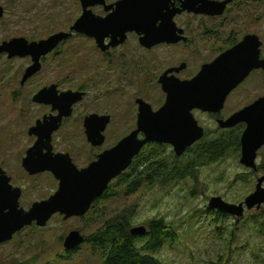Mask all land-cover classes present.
Returning <instances> with one entry per match:
<instances>
[{
	"label": "rangeland",
	"instance_id": "obj_1",
	"mask_svg": "<svg viewBox=\"0 0 264 264\" xmlns=\"http://www.w3.org/2000/svg\"><path fill=\"white\" fill-rule=\"evenodd\" d=\"M76 1L0 0V7L4 9L0 42L18 37L39 41L59 31L68 32L80 17ZM246 4V14L233 12L231 17L218 22L220 27L215 21H206L207 32L218 34L220 42L214 41L216 34L207 37L205 50L157 47L146 53L135 43L111 51L105 58L91 39L73 34V39L60 47L59 53L63 55L61 59L74 61L78 76L70 78L71 82L66 81L67 77L55 78V81L60 90H85L92 112L111 116L113 122L106 132V145L111 147L135 128L136 99L143 100L152 111L163 106L165 94L158 78L170 66L184 62L187 68L178 78L185 79L196 75L205 61L212 60L215 53L210 54L209 48L214 45L216 49L227 48L229 38L240 39L246 32L258 34L264 42V3ZM26 64L0 60V165L13 175L21 188L19 207L25 211L57 191V184L50 175L25 177L20 166L25 151L34 142L28 130L42 114L48 113V109L34 105L31 100L53 79L51 75L42 74L44 78L21 86ZM251 101L248 82L242 91L227 99L222 115H230ZM86 107L78 110L75 118ZM193 115L209 138L220 134L214 133L218 129L207 114L195 111ZM231 132L233 136L238 133L237 129ZM55 136L56 151H69V143H76L72 146L75 151L80 147V134L74 129L65 127ZM230 150L214 163L192 168L190 154L183 155L177 168L186 169L177 176L182 180L157 181L150 187L142 183L143 186L132 193L116 181L111 184L107 197L83 217L64 220L62 216H53L44 228L27 227L1 245L0 264H103L101 253L85 243L74 253L65 252L63 239L70 231H78L88 238L111 217L119 215L129 221L130 230L139 226L148 228L149 223L156 220L172 229L174 239L168 238L152 256L162 264H264V228L263 234L259 232V226H264V211L249 213L239 224L231 219L216 220L214 212L208 211L209 201L216 197L238 205L254 191L256 178L264 175V147L257 157V166L263 167L258 175L240 165V152L235 151L236 147ZM146 240L145 236L139 239L137 247H143Z\"/></svg>",
	"mask_w": 264,
	"mask_h": 264
},
{
	"label": "water",
	"instance_id": "obj_2",
	"mask_svg": "<svg viewBox=\"0 0 264 264\" xmlns=\"http://www.w3.org/2000/svg\"><path fill=\"white\" fill-rule=\"evenodd\" d=\"M174 0H124L116 4L115 11L105 18L93 15L87 8L95 6L102 0H82L83 14L71 26L70 30L94 39L96 46L105 52L116 48L124 42L125 34L135 31L143 38L141 46L151 48L156 44H176L182 40V31L177 29L172 19L182 12H193L208 17L223 15L232 0H180L181 7L175 10ZM165 11V12H164ZM4 9L0 7V20ZM161 22L156 27L157 22ZM70 33L60 32L45 40L28 42L24 38L5 41L0 44V56L7 54L8 59L30 57L33 64L25 70L21 85L40 70V58L53 51L61 42L69 38ZM109 38L110 43L104 41ZM260 41L257 35L246 36L236 46L220 54L211 63L200 68L191 80L181 81L167 77L170 69L158 78V84L165 94L161 108L153 112L151 107L141 99H136L138 107L137 128L118 142L110 151L98 157L86 169L78 171L68 156H37V149L49 150L52 134L59 128L63 117L70 114L71 106L80 101L83 94L66 92L56 96L55 86L41 89L32 101L36 104L50 105L57 111L56 117L50 116L37 121L27 132L36 141L27 157L22 161V168L34 176L46 171L51 172L58 181L57 191L47 200L35 202L25 211L19 207L21 191L10 184V179L0 169V244L9 242L13 236L34 224L44 228L50 219L59 214L64 220L83 217L93 201L101 196L111 181L116 179L130 165L132 159L147 143L168 144L177 157L195 143L202 140L204 130L193 116V111L217 114L226 102L229 94L237 88L249 74L257 69L264 70V61L259 59ZM99 122V130H92V123ZM109 122V117L90 116L85 121L88 141L93 146L101 145L103 137L100 132ZM245 125L240 137L241 156L239 163L246 169L256 170V157L264 146V98L244 109L235 112L226 120H219L222 129H232ZM142 133L144 139L138 135ZM263 179L257 181L255 191L244 201L250 210L264 204ZM209 210L240 218L243 205L224 202L221 198H212ZM129 234L143 237L147 234L144 226L132 228ZM85 239L78 231L70 232L63 242L65 252L79 248Z\"/></svg>",
	"mask_w": 264,
	"mask_h": 264
},
{
	"label": "flooded vegetation",
	"instance_id": "obj_3",
	"mask_svg": "<svg viewBox=\"0 0 264 264\" xmlns=\"http://www.w3.org/2000/svg\"><path fill=\"white\" fill-rule=\"evenodd\" d=\"M120 1L122 2L124 0H102V2L96 4L95 6H90L89 8H87V11H90L95 16H98V17H101V18H105L109 14H111V13H113L115 11L116 4L118 2H120ZM215 1H224V0H215ZM246 2L255 3L257 5V4H263L264 3V0H232V2L230 4H228V6L226 7L223 15L216 16V17H208V16H205V15H202V14H195L193 12H189V13L188 12H182L180 14H177V15H175L173 17L172 21H173L174 25L176 26V28L182 31V34H181L182 40L179 41L176 44H166V43L156 44V45H154L151 48H145V47L141 46L140 40L143 38V36L140 33H137L135 31H132V32H128L127 34H125L124 42L120 46H118L116 48H109L107 51L102 52L96 46V43H95V40L94 39L88 38L86 36H83V35H80V34H77V33H74V32L72 33L71 30L69 29L68 32H65V33H70L71 34L69 36V38H67L65 41L61 42L53 51H51L47 55L42 56L40 58V61H39V63H40V70L35 75H33L31 78H29L25 82V84H23V85H21V80H22V78L24 76L25 70L27 68H29L33 64L32 59L30 57L8 59L7 54H2L0 56V60L2 58H5L9 62H16V61L17 62H21V61L27 62L26 66H24L23 72L21 74V80H20V85L21 86H24L28 82H30V81H32L34 79H37L39 77L44 78V76L42 74H45L46 77H50V75H51L53 77V79L50 80L49 83L47 85H44L41 89L50 88L52 86H55L56 96H60L61 94L66 93V92H75V93L83 94L81 100L78 101V102H76L75 104H73L71 106L70 114L67 117H63L62 118L61 123L59 125V128L52 134L49 150L37 149V151H36L37 156L38 157H40V155H43V156H46V155H48V156H50V155H52V156H56V155L68 156V158L71 161V164L78 171H81V170L86 169L87 167H89L92 163L97 162L98 157L101 154H103L104 152L110 151L119 142V141H117L111 147L110 146L108 147L106 145L107 144L106 143V132L108 130V127L113 122L112 121V118L108 114H104V113H94V112H92V108H91L92 104H91L90 101H88V102L86 101L88 99V93L85 90H83V89L60 90L57 81H55V78H66L67 77L66 78V81L71 82L70 78H73L74 76H78V71L74 67V65L76 66V64L74 63V61L72 62L71 60H63V59H61L63 57V55H60V53H59L60 47L66 45L69 41H71V39H73V34H75L77 36H80V37H85L87 39H91L94 42L96 49H98L103 55H106V56H104L105 58H107L109 56V54H110L111 51H116V50H118L120 48L123 49L124 47L128 46L129 44H135V43H137L138 46L142 50L146 51V53L152 52L157 47H162V48H166V49H170V48L177 49V48H179V49L186 50V51L187 50H196V51H199V50H203V49L205 50L206 38L207 37L210 38V37H212L213 35L216 34V33H212V32H207V29H206V21L207 20L208 21H211V22H214L215 21L216 22V25L218 27H220V25L218 24V22L220 20H225L227 17H231V15L233 14V12L236 13V14H246V8H247L246 7L247 6ZM172 3H174V6L170 7L171 9L174 7L175 10H178L181 7L180 0H174V1H172ZM76 4L79 7L80 17H81L82 14H83V2H82V0H78V2L76 1ZM239 12H245V13H239ZM80 17H78V18H80ZM160 24H161L160 21L157 22L156 23V27H159ZM217 26H216V31L218 32L219 31V28ZM60 32L61 31H59V33ZM57 33H55V34H57ZM51 35H54V34H51ZM51 35H49L45 39L49 38ZM251 35H257L258 36L259 41H260L259 59L262 60V61H264V42H263V40H261L260 39V36L258 34H256V33L246 32V33H242V36H241L240 39L229 38L226 41V45H228L227 48H224V49L223 48L216 49L215 48V45L213 47H210L209 48L210 49V54H214L215 53V55L213 56V58H212L211 61H205L203 65H205L207 63H211L220 54H222L226 50H228V49L236 46L237 44H239L243 40L244 37L251 36ZM218 36H219L218 34H216L214 36V41L216 43L220 42V40H218V38H217ZM18 38H20V37H18ZM13 39H17V38H11V39H9L7 41H10V40H13ZM45 39H41V40H45ZM3 42H5V41H3ZM28 42H30V41H28ZM32 42H35V41H32ZM1 43L2 42H0V44ZM109 43H110V39L107 38L104 41V44L107 45ZM59 56H60V58L58 59ZM182 65L185 66L184 69L180 70L179 72L173 71V72H171V73H169L167 75L168 78L169 77H175V78L179 79L178 78V75L182 74L185 71V69L187 68V65L184 62L180 63L178 66H170L169 69L165 70L161 75H163L166 71H168L170 69H178ZM66 73H68V76L66 75ZM196 75H193V76H190V77L187 76V78H185V79H179V80H181V81L191 80ZM248 82L250 84V92H251V99H252V101L249 104L245 105L244 107H242L241 109H239L237 111H240V110L244 109L245 107L253 104L257 100H259L261 98H264V70L257 69V70L252 71L249 74V76L237 88H235L229 94V96L227 97V99L233 93L238 92V91H242L243 90V87H245L246 84L248 85ZM259 84H261L262 86L259 87ZM37 93H35V94H37ZM227 99H226V101H227ZM135 101H134V104L137 106V104L135 103ZM32 103L34 105L38 106V107L48 109V113L42 114L41 118L38 119L37 121H43L44 118H48L50 116L56 117L58 115V112L57 111H53L52 110V107L50 105L36 104L33 101H32ZM85 106H87L84 109V112H86V113H84L82 111V112H80V114L78 115V117L75 118L76 115H77V113H78V110L82 109ZM223 109H224V107H223ZM223 109L219 113H217V114L204 113V114H207L210 117V119L216 124V127H217L218 130L216 132H214L215 134H217V133H220L221 134L223 132L229 133V132H231V131H233V130H235L237 128H242V129L244 128L245 129V125L244 124H240V125L232 128V129H222V128H220L219 125H218V121L219 120H226L232 114H234L235 112H237V111H235L234 113H231L230 115H226L224 117V115H222ZM195 111H197V110H195ZM195 111H193V112H195ZM153 112H156V111H153ZM198 112H201V111H198ZM93 115L97 116V118H99V119L102 118V117L103 118L109 117V122L104 127V129L100 132V136L103 137V141H102L101 145H99V146H93L88 141L87 134H86L85 121H86V119H88L90 116H93ZM137 116H138V107H137V115H136L135 128L132 131H130L128 133V135L131 132H133L134 130H136V128H137ZM37 121H35L34 126H35V124H36ZM198 125H199V123H198ZM34 126H32V127H34ZM65 127L68 128L69 130L74 129V131L76 133H79L80 134V137L79 138H81V140H80L81 143H79L80 144V147H79V149H76V151L72 148V146L75 145L76 143H69L68 144L69 151L68 150H65V149H63V151H56V149H55L56 148V143H54V139L56 137L55 135L60 130L64 129ZM91 127H92V130L96 131V130H99L100 129L101 124L99 122L95 121V122L92 123ZM204 133L206 134L205 130H204ZM214 133H212V134L215 135ZM205 134H204V136H205ZM128 135H125L122 139H124ZM29 137L33 138L34 139V142L36 141V138L34 136H29ZM138 138L140 140L144 139L143 134L140 133L138 135ZM34 142L31 143V145L27 148V150L25 151L24 156L22 157L21 162H20L21 169L23 170L24 174L26 175L25 177L28 176L29 178H32V177L42 176V175H45V174H47L48 176L50 175L54 179V181L56 182L57 189H58L59 183L56 180L55 176L51 172L46 171V172H43V173L36 174L34 176H30L22 168V161L27 157V154L29 153L30 149H32V147L34 146V144H35ZM200 142H201V140L198 141L197 143H200ZM197 143H195L193 146H195ZM209 143H212V142H209ZM158 146L160 147V149H162L164 151L167 150L168 151L167 154H170V152H172V154H170V155H172L175 159H178V160H175L172 157L170 158V163H171L170 168L172 167V162H175V164H176L175 167L178 168V166H179V164H178L179 159H182L183 157H185V155L188 153L187 151L193 147L192 146V147L188 148L185 151V153L183 154L184 156L182 155L183 157L182 156L177 157L175 155V153L173 152L172 147L170 145H168V144H158V143H147V144H145L144 147L142 148V150L132 159V162L130 163V165L121 173V175L118 176L113 181H111L109 183V185L107 186L106 190L101 194V196L97 197L93 201V203H92V205H91V207H90V209H89L88 212H90V210H92L94 207H96L98 204H100L107 197V194H108V192L110 190V187L112 186L111 184L114 183V182H116V181H118V182L121 181V185L122 186H126L127 190L130 193L135 192L137 190V188H139V187H141L143 185L146 186V187H150L153 184H157L156 182L158 181V173H157L158 172L157 171V167H158L157 166V153H158V150L157 149H158ZM225 152H227V151L225 150ZM238 152H240V156H241V146H240V143H239V150H238ZM163 156H166V155L163 154ZM257 157H258V154H257ZM257 157H256V161H255L256 162V166H257ZM0 169L10 179L11 186H13L14 188H18V186L16 185V183L14 181L13 175H11L8 172V170L7 169H4L1 165H0ZM248 170H250L252 172V174L258 175L256 173L258 171H260V170H263V167H258L257 166L255 171L254 170H251V169H248ZM179 179L182 180V178H179ZM259 179H263V182H262L261 187L264 189V187H263L264 186V175H259L258 178H256V183H255V186H254V191L256 189L257 181ZM142 183H144V184L141 185ZM252 185H253V183H252ZM19 189H20L21 195H22V190H21V188H19ZM252 193H250V194H252ZM248 196L244 197L243 200L238 203V205H241L242 204L243 205V208H244L243 215L240 218H238L236 216H231V215L223 214V213H221L219 211H214V210H209V209H208V211L214 212L213 214L215 215L216 220L226 221L227 219H231L236 224L242 223V222H244L247 219L246 218V215H248L249 213H252V212H262V211H264V204H262L259 207H253L252 209L248 210L245 207V205H244V201H245V199ZM49 197H51V195L48 196L46 199H42L40 201L47 200ZM262 213H264V212H262ZM55 216H59V214H56ZM255 224L257 225L256 222H255ZM33 225L34 224H32V226ZM32 226H30V227H32ZM146 229H147V232H149V227L148 228L146 227ZM20 232H18V233H20ZM70 232H72V231H70ZM259 232L261 234H263V227L261 225L259 226ZM17 234H15L14 236H16ZM67 235H66V237H67ZM88 238H85L84 237V239H85L84 243L90 245V247L93 246V249L96 252L99 253V251H98L99 248L97 247L98 245H95V244L93 245L92 243L88 242V240H87ZM6 243H8V242H6ZM6 243L0 244V246L1 245H4ZM77 249H79V248H77ZM74 251H72V252L74 253ZM72 252H67V253H72Z\"/></svg>",
	"mask_w": 264,
	"mask_h": 264
},
{
	"label": "trees",
	"instance_id": "obj_4",
	"mask_svg": "<svg viewBox=\"0 0 264 264\" xmlns=\"http://www.w3.org/2000/svg\"><path fill=\"white\" fill-rule=\"evenodd\" d=\"M241 130L243 131L244 128H237L238 133L236 136H233L235 135L233 132H229L221 133L214 138H209L208 133H206L200 143L187 151L190 154L191 168L214 163L222 157L225 150L228 151L233 147H236L235 151H238ZM157 150L158 181L178 180L179 177L177 176L183 171L185 172L186 169L177 170L175 162H172L170 168V154L172 152L166 154L167 152L160 149L159 146ZM163 154H166V156H163ZM148 227L149 232L145 236L147 240L143 247H137V242L144 236L133 237L129 234V221L124 215L111 217L96 232H93L87 240L93 245H98V251L103 257V264H162L152 257L153 253L157 252L162 243L166 242L168 238L174 239V233L161 220L150 222ZM262 227L264 228V226Z\"/></svg>",
	"mask_w": 264,
	"mask_h": 264
}]
</instances>
